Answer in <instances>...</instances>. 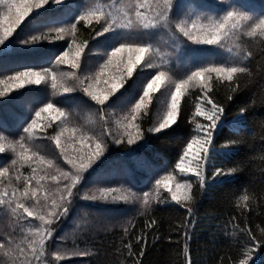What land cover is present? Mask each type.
Segmentation results:
<instances>
[{
	"label": "snow or ice",
	"instance_id": "1",
	"mask_svg": "<svg viewBox=\"0 0 264 264\" xmlns=\"http://www.w3.org/2000/svg\"><path fill=\"white\" fill-rule=\"evenodd\" d=\"M51 5L64 12L71 22L48 32H38L42 13ZM228 7L231 10H226L219 18L193 19L192 15L185 13L179 0H129L123 5L95 4L86 8L81 7L79 0H0V46L7 49L9 38L17 41L20 33L26 30L33 34L19 39L18 43L38 46L0 55V63L14 57L36 65L30 67L21 63L24 70L6 77L9 83L0 90V97L12 93L13 89L24 91L14 92L8 100L24 97L39 91L25 86L50 82L52 88L62 94L63 101L70 103L78 95L80 104L77 106L82 105V111L88 110L84 124L79 125L74 119L75 108L60 107L58 103L62 101L49 99L34 110L30 119L25 117L21 121L19 138L13 140L4 135L9 131L7 118H0V129L3 130L0 131V153L11 149L15 157L9 166L0 167V185H4L0 187V205L7 210L9 218L7 230L0 232V253L7 257L6 264H49L45 258L46 248L54 238V223L69 215L73 198L79 194L76 191L78 185L89 170L99 168L97 162L105 158L109 145H134L137 141L142 142L146 132L164 136L176 131L181 127L178 118L183 120L181 98L195 90L198 93L193 99L195 134L187 139L172 171L156 179L149 191L138 193L121 184L99 187L91 196L84 193L85 199L100 201L102 205L138 204L145 215L154 202L157 206L182 208L185 215L174 231L182 233L183 264H193L190 241L197 224L190 206L193 182L204 192L209 181L227 180L238 170L212 163L219 149L215 136L223 127L225 104L240 89V77L252 76L248 65L254 59V53L241 47L238 41L244 37L261 38L260 42L264 44V15L253 17L240 8ZM81 23L89 26L88 38L77 43L78 24ZM155 29L167 32L171 53H161L158 42L153 39L138 38ZM64 35L70 36L72 42L52 62L40 51L42 46L37 42L62 39ZM89 41L92 45H103L105 49L103 63L98 66H86L81 59L86 46L91 47ZM225 43L229 45L228 52L236 57L232 63L193 62L197 53L202 51L200 46L223 48ZM260 54L264 56V48L260 49ZM173 58L186 62L181 78L169 74ZM41 63L50 66L40 67ZM66 65L69 67L65 69L63 66ZM144 69L151 71L145 73ZM0 85H5V80H0ZM215 85L227 89L223 99L215 95ZM161 88L167 96L163 111L157 114L153 126L145 132L138 120L149 112L153 95ZM7 103V100H0V112L6 111ZM247 110V105L239 107L234 119L238 125L243 123ZM233 143L236 141H228L220 147L227 149L228 144ZM45 144L52 147L51 158L41 153V146ZM25 167L30 174L22 171ZM176 170L185 177L180 182H173ZM50 186H54V190ZM249 199L248 195L239 198L245 202ZM243 207L248 208L249 204L244 203ZM231 219L234 221L236 217ZM155 225V218L144 222L145 229H152ZM259 231L261 236L251 227L241 229L246 237L243 258L238 257L233 264H249L250 261L251 264H264L260 254L253 259L252 245L264 246V228ZM124 233L126 236L130 234L127 227ZM158 239L160 237L156 235L154 240ZM134 243L139 246L138 252L133 250ZM147 244V233L141 230L135 235L134 242L129 239L122 247L132 258V264H143ZM261 251L264 252V248ZM88 254V248L74 247L64 254L57 250L52 253L55 257L52 264L63 260L64 255ZM223 260L221 257L220 264Z\"/></svg>",
	"mask_w": 264,
	"mask_h": 264
},
{
	"label": "trees",
	"instance_id": "2",
	"mask_svg": "<svg viewBox=\"0 0 264 264\" xmlns=\"http://www.w3.org/2000/svg\"><path fill=\"white\" fill-rule=\"evenodd\" d=\"M229 5L240 8L234 0H228ZM129 0H79L82 8L95 4H117L123 5ZM185 9V13L206 17H219L225 13L223 2L219 0H179ZM214 2L220 5L219 12L211 10L215 6ZM47 11L42 13L41 26L38 32H48L49 29L63 27L70 23L67 15L56 9L55 5L46 6ZM229 8V7H228ZM228 10V9H227ZM253 17L264 15V11L259 13L254 10H246ZM190 12V13H188ZM77 14H79L77 12ZM89 26L78 24L77 43L88 38ZM33 32L26 30L20 33L17 41L10 39L6 42L7 49L0 46V55L15 53L18 49L33 48L38 46L21 45L19 39H24ZM15 35V33H14ZM55 35V33H52ZM107 35V34H106ZM142 39H153L158 42L161 53L167 55L171 53L169 37L166 31L155 29L146 35L138 36ZM100 38L97 37V40ZM261 38L244 37L238 43L241 47H247L253 51L254 59L248 66L252 70V76L242 75L240 77V89L233 94L230 101L225 104V113L222 117L223 127L215 136L216 150L212 163L217 166L226 165L236 167L238 170L232 177L222 181H209L206 191L201 192L198 184L193 182L191 190V205L196 215L197 224L192 231L190 241V253L193 264H220L221 257L223 264H233L239 257L243 258L246 237L242 235L241 229L245 226L251 227L253 231L261 236L260 229L264 228V56L260 54V49L264 44ZM71 37L64 35L62 39H49L37 42L41 45L40 51L52 62L55 56L64 51L71 43ZM86 46L85 52L81 54V59L86 66H98L103 63V45ZM227 43H225L226 45ZM202 51L197 53L196 63H232L236 57L224 58L221 47L217 45H202ZM159 62V58H157ZM26 66H36L31 61H20L9 58L0 63V80H5V85H0V90L9 83L6 77L15 71H23L20 64ZM185 63L173 58L170 61V75L181 78L185 72ZM40 67H49L48 63H41ZM65 69L69 66H63ZM144 69V72H150ZM135 74V73H134ZM154 74V73H153ZM39 89L37 92L26 94L24 97H12L14 92H23L24 89H13L12 93L0 97V100H7L6 111L0 112V118H7L9 131L4 132L8 140L18 139L21 131V121L25 117L30 119L34 115V110L43 106L49 99L58 103L60 107L75 108L74 119L77 124L83 125L88 116V110H81L78 95L73 97L69 103L63 101V96L55 91L51 83L42 82L40 85L25 86ZM227 89L222 85L214 86L215 95L223 99ZM198 95L195 90L185 93L181 98V115L183 120L178 118L181 127L167 135L147 133L146 130L153 126L156 116L163 111L167 96L163 88L158 89L153 95L152 103L149 105V112L143 116L138 123L141 124L146 134L141 141L134 145L110 144L109 151L105 158L98 161L99 168L96 171L89 170L84 179L78 185L79 193L73 198L71 211L61 221L54 223V238L48 242L46 248V260L49 264L55 261L52 253L57 250L62 254L70 252L74 247L80 249L88 248L89 254L86 256L64 255L63 260L56 261V264H132V258L128 256L127 250L122 247L129 239L135 240V235L141 230L147 233L146 254L142 258L143 264H183L184 241L182 233L174 231L176 225L182 222L185 212L182 208L172 206H157L154 202L152 209L147 215L143 214L138 204L123 203L119 205H102L100 201H92L84 198V193L89 196L99 187L120 186L132 188L135 192L149 191L153 188L156 179H160L175 168V164L182 154L183 146L187 139H191V134H195V125L192 120L194 112L193 99ZM248 106L244 121L241 125L229 124L226 120L235 118L239 107ZM119 111V109H117ZM204 122L203 118H200ZM175 128V125L173 126ZM0 131H3L0 129ZM166 131V130H165ZM186 137V138H185ZM228 141L236 143L228 144V148H221V145ZM41 153L53 156L52 147L45 144L41 146ZM15 158L11 149L0 153V167L11 164ZM211 166V165H210ZM96 167V166H94ZM114 169H116L114 171ZM25 174H30L26 167L22 169ZM130 172V175H129ZM173 176L182 180L185 177L176 170ZM4 185H0L3 187ZM54 190V186H50ZM243 195L249 196V201H240ZM239 201V202H238ZM248 203L249 207L244 208L243 204ZM235 216L236 220L231 218ZM155 218L157 225L152 229H145L144 222ZM131 220L132 223H127ZM77 222L79 228L77 229ZM86 222V223H85ZM9 223L7 210L0 205V232L6 231ZM239 225V227H234ZM27 227V225H25ZM129 229V235H125L124 228ZM75 230V231H74ZM235 233V236L232 234ZM19 231L17 236L19 237ZM159 235L160 239L154 240ZM63 237L64 239H60ZM170 237V239H169ZM22 238V237H21ZM75 240V244L73 241ZM253 247V259L260 254L264 261V246ZM138 245L134 243V251L138 252ZM7 257L0 253V264H6ZM251 264V261L249 262Z\"/></svg>",
	"mask_w": 264,
	"mask_h": 264
},
{
	"label": "rangeland",
	"instance_id": "3",
	"mask_svg": "<svg viewBox=\"0 0 264 264\" xmlns=\"http://www.w3.org/2000/svg\"><path fill=\"white\" fill-rule=\"evenodd\" d=\"M219 1L223 2V8L225 10H227V9L228 10H231V8L230 7L228 8L227 5L225 4V0H219ZM226 3H230V1L226 0ZM234 3L236 5H238L242 11L254 10L257 13H259L261 11H264V0H234ZM98 4H101V3H98ZM214 4H215V6H213V8L211 10H213L214 12H219V8H220L219 5L220 4L218 2H214ZM103 5H108V4H103ZM188 13H190V12H188ZM221 16H222V14H221ZM195 17L197 18V17H200V16H195ZM219 17H213V18H219ZM228 47H229V45L226 44L223 48H221V50H222V56L224 58H230V57H232L231 53L228 52ZM234 119L235 118L226 120V122L229 123V124H236L237 125V123L234 121ZM222 121H223V119H222ZM222 121H221V123H222ZM177 171L179 173V170H177ZM174 178L175 179H174L173 182H180L181 181L176 176H174Z\"/></svg>",
	"mask_w": 264,
	"mask_h": 264
}]
</instances>
